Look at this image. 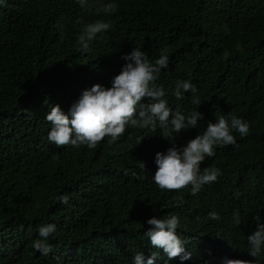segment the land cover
Returning <instances> with one entry per match:
<instances>
[{"label":"trees","instance_id":"16d2710c","mask_svg":"<svg viewBox=\"0 0 264 264\" xmlns=\"http://www.w3.org/2000/svg\"><path fill=\"white\" fill-rule=\"evenodd\" d=\"M106 2L117 10L85 13L77 0H0V264H133L135 254L147 259L154 251L156 264H220L224 256L264 264V246L253 258L247 242L264 223V0ZM80 17L112 25L86 53L77 50ZM133 48L150 61L169 57L155 83L173 111L187 114L194 98L201 101L199 127L174 134L177 148L221 116L250 125L246 137L233 132L235 146L215 148L201 164L222 175L195 196L153 183L155 154L172 146L159 128L128 126L119 140L105 138L95 149L58 148L47 139L51 106L68 114L83 90L110 87ZM178 81L197 91L177 100ZM60 195L69 197L66 205ZM169 215L180 220L177 234L190 260L168 261L143 235L147 219ZM49 223L56 231L43 256L33 242Z\"/></svg>","mask_w":264,"mask_h":264},{"label":"clouds","instance_id":"9594fccd","mask_svg":"<svg viewBox=\"0 0 264 264\" xmlns=\"http://www.w3.org/2000/svg\"><path fill=\"white\" fill-rule=\"evenodd\" d=\"M80 8L85 12L95 10L97 13L112 14L118 5L106 0H77ZM82 25L77 39L78 51H89L90 43L97 34L111 29L109 21L96 20L86 23L83 17L75 21ZM61 31L63 25L59 26ZM63 34V32H62ZM125 63L119 74L111 80V86L105 88L94 84L90 89L81 92L79 98L72 103L65 114L59 105L51 106L45 120L51 125L47 139L55 146H72L78 148L86 146L95 149L105 138L112 144L125 133L126 127L149 129L151 133L161 130V137L172 145L166 152L155 154L156 171L152 175L155 186L163 191H180L190 188L193 196L198 194L202 187L217 181L222 175L221 170L215 167H204L201 164L206 158L215 155V148L237 144L233 132L241 138L249 134L250 125L235 116L225 118L221 116L216 123H209L207 128L195 138L187 141L186 145L177 148L175 141L182 130L199 127L198 121L203 115L196 111L201 104L198 98L192 103L196 105L193 111L187 114L179 110L173 111L164 99L165 91L156 85L162 69H167L169 57L161 54L154 61H150L146 54L138 48H133L128 54L121 57ZM196 87L189 81H178L173 90L177 100L184 98L186 92L195 93ZM146 136V135H145ZM139 137V143L145 138ZM138 143V144H139ZM137 144V145H138ZM142 169H146L143 162H139ZM136 176V173H133ZM143 179V177H138ZM239 195V194H237ZM69 197L60 195L57 201L67 204ZM183 204V198L178 202ZM208 218L220 220L215 212H209ZM258 219V218H257ZM232 222L241 223L239 212L234 213ZM151 226L143 233L153 249L162 250L167 260L179 259L181 262L192 258L191 252L185 248V241L177 234L180 220L177 215L167 217L153 216L146 221ZM56 231L55 224H46L38 229L39 238L33 242V248L43 256H48L52 245L49 237ZM248 254L255 258L261 253L264 246V223H259L256 229L247 236ZM160 258L159 252H152L145 259L142 252L135 254L133 264H156ZM204 264H208L207 261ZM220 264H253L252 261L231 259L228 256L220 258Z\"/></svg>","mask_w":264,"mask_h":264}]
</instances>
